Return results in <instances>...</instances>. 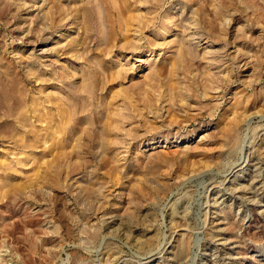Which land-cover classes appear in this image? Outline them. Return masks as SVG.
I'll use <instances>...</instances> for the list:
<instances>
[{"label":"rangeland","instance_id":"obj_1","mask_svg":"<svg viewBox=\"0 0 264 264\" xmlns=\"http://www.w3.org/2000/svg\"><path fill=\"white\" fill-rule=\"evenodd\" d=\"M6 70L0 264H264V0H0Z\"/></svg>","mask_w":264,"mask_h":264},{"label":"bare ground","instance_id":"obj_2","mask_svg":"<svg viewBox=\"0 0 264 264\" xmlns=\"http://www.w3.org/2000/svg\"><path fill=\"white\" fill-rule=\"evenodd\" d=\"M56 1V0H55ZM93 3V8H94V14H95V16L97 17V27H99L100 28V34H103V28H102V22H101V11H100V9H99V7L94 3V1L92 2ZM17 4V3H16ZM23 5H25L24 3H23ZM91 6V5H90ZM27 8V7H26ZM28 8H30V7H28ZM121 8V7H120ZM23 9V8H22ZM19 10V9H18ZM21 10V9H20ZM63 12V11H62ZM67 14V13H66ZM63 15V14H62ZM104 17V16H103ZM64 20V19H63ZM67 20H68V18H67ZM95 20V19H94ZM133 21V20H132ZM224 21V20H223ZM68 22V21H67ZM130 22V21H129ZM139 22V21H138ZM43 23V22H42ZM126 23V22H125ZM127 23H128V20H127ZM95 24V25H96ZM131 24H133V23H131ZM131 24H129V25H131ZM140 24V23H139ZM44 25V24H43ZM67 25H69V24H67ZM128 25V26H129ZM45 26V25H44ZM126 26V25H125ZM48 27V26H47ZM130 27V26H129ZM46 28V27H45ZM98 28V29H99ZM127 28V27H126ZM43 29H44V27H43ZM130 29V28H129ZM127 31H128V29H126ZM130 31V30H129ZM107 32V31H106ZM28 35V34H27ZM102 36V35H101ZM105 37V36H104ZM109 37V36H108ZM107 38V37H106ZM105 38V39H106ZM48 37H47V42H48ZM100 41V40H99ZM102 41V40H101ZM100 41V42H101ZM136 41V40H135ZM45 42H46V40H45ZM73 43V42H72ZM67 44V43H66ZM77 44V43H76ZM128 44V43H127ZM73 45V46H72ZM79 45H80V43H79ZM58 46L59 47H61V48H65V49H67V47H69V49H68V52H71V53H76V55H78V51H77V49H76V45H75V43L74 44H71V45H69V46H67L66 47V45H63L62 43H58ZM71 46V47H70ZM79 49V48H78ZM81 50V49H80ZM81 56V55H80ZM172 61V60H171ZM32 62V61H31ZM213 64V63H212ZM32 66L35 68V67H38V64H37V62H36V60L35 61H33L32 62ZM6 68H4L3 69V71L5 70ZM161 70V69H160ZM2 71V70H1ZM2 71V72H3ZM35 71V70H34ZM207 71V70H206ZM1 72V73H2ZM5 72V71H4ZM6 72H7V74L5 73L4 75H2L1 76V78H0V109H2V112H3V109L6 111V113L9 111V113H8V115L7 116H5L4 117V121L2 122V131H3V133L4 132H7V131H16V128H15V126H14V124L15 123H17V124H19V125H21L22 127L23 126H27L28 125V120H30V119H32V116H34V115H30V113H29V110H30V108H26L24 105V103H25V101H24V99L26 100V98H24V96L23 95H25L24 94V91H23V89L22 88H17L18 86H16L19 82H16V79H17V77L16 76H11L10 75V72L9 71H7L6 70ZM83 74V73H82ZM88 74V73H87ZM20 75V74H19ZM81 75V74H80ZM79 75V76H80ZM213 75V74H212ZM83 76V75H82ZM85 76V75H84ZM19 78H21V77H19ZM38 78V77H37ZM81 78H83V79H81L82 80V92L83 93H85V94H87L88 96H90L91 98H93L94 97V95H95V88H94V85H93V79L90 77V76H85V77H81ZM17 80H19V79H17ZM17 83V84H16ZM95 83V82H94ZM16 84V85H15ZM80 86H81V84H80ZM157 89V88H156ZM18 90V91H17ZM81 90V89H80ZM97 90V89H96ZM16 92H18L17 94H19V95H17V96H15V93ZM85 94H84V96H85ZM148 95V94H147ZM22 97V98H21ZM89 97V98H90ZM116 97V96H115ZM83 98H85V97H83ZM48 100V99H47ZM87 100V99H86ZM86 100H84V101H86ZM90 102V101H89ZM151 102V101H150ZM37 103V100L35 101V106L32 108V113L33 114H35L37 111L39 112V108H38V106H39V104H36ZM45 103V102H44ZM85 103V102H84ZM89 104V103H88ZM33 105V104H32ZM90 105V104H89ZM30 107V106H29ZM85 108H86V106H85ZM61 109V108H60ZM59 109V110H60ZM68 109V108H67ZM107 109V108H106ZM89 109L87 108L86 109V113H87V111H88ZM61 111V110H60ZM58 112V111H57ZM3 113H5V112H3ZM28 113H29V115H28ZM61 113H64V112H62L61 111ZM70 113V112H69ZM101 113V112H100ZM37 114V113H36ZM95 114L97 115V116H100L99 115V112H98V110L96 109L95 110ZM1 115V114H0ZM48 115H50V114H48ZM47 115V116H48ZM67 115V114H66ZM72 115V114H71ZM69 116H70V114H69ZM7 117H12L11 119L10 118H7ZM15 117V119H13ZM49 117H53V116H49ZM56 117H57V115H56ZM55 117V118H56ZM65 117V116H64ZM88 117V116H87ZM37 118H38V115H37ZM59 118H61V117H59ZM71 118V117H70ZM39 119V118H38ZM49 119V118H48ZM53 120H54V118H52ZM66 119V118H65ZM64 119V120H65ZM68 119V118H67ZM90 119V118H89ZM99 119V118H98ZM101 119V118H100ZM37 120V119H36ZM60 120V119H59ZM86 120V119H85ZM95 120V119H94ZM12 121H15V123L13 124L12 123ZM49 121H51V120H49ZM88 121V120H87ZM103 121V120H102ZM61 122H62V119H61ZM67 122V121H66ZM95 122V121H94ZM65 123V122H64ZM50 124V123H49ZM55 124V123H54ZM51 125V124H50ZM65 125V124H64ZM53 126V125H52ZM59 126V125H58ZM93 126V125H92ZM83 127V126H82ZM81 127V128H82ZM88 127V126H87ZM96 127V126H95ZM100 127V126H99ZM19 128V127H18ZM49 128L50 129H53V128H51L50 126H49ZM89 128H91V127H89ZM93 128V127H92ZM50 129H45L46 131H45V134L44 135H48L49 137H50V135H51V133L50 132H53V130L51 131ZM86 129V128H85ZM96 129H97V127H96ZM58 130H60V129H58ZM93 130V129H92ZM91 130V131H92ZM12 131V132H13ZM50 131V132H49ZM86 131V130H85ZM87 132H89V131H87ZM94 132H95V134H96V132L97 131H95L94 130ZM98 132H100V130L98 131ZM32 133V132H31ZM36 133V135L34 136L35 138H36V140H37V142H35V139H34V143H38L39 142V135L37 134L38 132H34V134ZM58 133H59V131H58ZM64 133V132H63ZM29 134V133H28ZM53 134V133H52ZM43 135V136H44ZM64 135V134H63ZM102 135V134H101ZM73 136V135H72ZM52 137H53V135H52ZM98 137V136H97ZM41 138H42V136H41ZM44 139V138H43ZM185 139V138H184ZM184 139H183V141H184ZM100 144V143H99ZM105 147V146H104ZM60 148V147H59ZM4 164V163H3ZM36 170H38L37 168H36ZM19 183V182H18ZM8 189V188H7ZM0 190H3V189H0ZM32 235V234H31ZM33 237V236H32ZM31 241H32V239H30ZM35 240V239H34ZM32 247H33V249L35 250V249H37L38 248V242L35 240V241H32Z\"/></svg>","mask_w":264,"mask_h":264}]
</instances>
